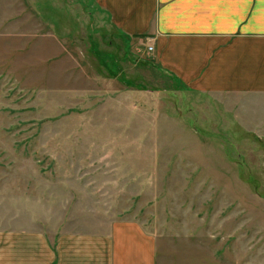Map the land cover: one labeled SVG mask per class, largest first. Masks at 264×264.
Instances as JSON below:
<instances>
[{"label":"rangeland","instance_id":"374dc122","mask_svg":"<svg viewBox=\"0 0 264 264\" xmlns=\"http://www.w3.org/2000/svg\"><path fill=\"white\" fill-rule=\"evenodd\" d=\"M148 38L97 0H0V238L109 263L135 222L146 264H264L260 85L201 89Z\"/></svg>","mask_w":264,"mask_h":264},{"label":"crops","instance_id":"0c3cea01","mask_svg":"<svg viewBox=\"0 0 264 264\" xmlns=\"http://www.w3.org/2000/svg\"><path fill=\"white\" fill-rule=\"evenodd\" d=\"M97 2L121 32L149 37L146 41L153 46L158 62L188 83L194 80L197 87L215 92L249 91L250 86L260 85V113H264V0ZM250 48L257 51L252 62ZM119 224L115 226L118 231L127 233L121 237L119 232L118 239L128 241V248L115 251L118 259L107 257L106 263L104 255L96 264H146L138 255L150 249V239L145 237L149 241L144 240L143 248L132 245L146 235L144 228L135 222ZM1 235L0 264H91L87 260L74 262L68 246L77 238L72 240L66 234L59 239L57 249L40 230L33 233L31 229L12 228Z\"/></svg>","mask_w":264,"mask_h":264}]
</instances>
